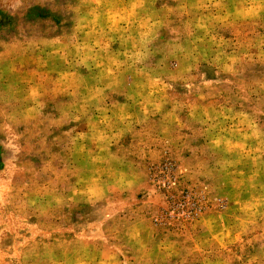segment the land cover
<instances>
[{
	"label": "rangeland",
	"instance_id": "rangeland-1",
	"mask_svg": "<svg viewBox=\"0 0 264 264\" xmlns=\"http://www.w3.org/2000/svg\"><path fill=\"white\" fill-rule=\"evenodd\" d=\"M0 264H264V0H0Z\"/></svg>",
	"mask_w": 264,
	"mask_h": 264
}]
</instances>
